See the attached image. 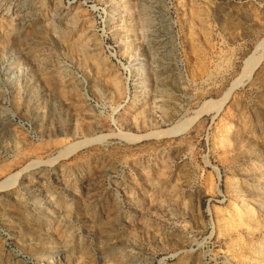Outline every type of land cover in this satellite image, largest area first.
Here are the masks:
<instances>
[{
    "label": "rangeland",
    "instance_id": "1",
    "mask_svg": "<svg viewBox=\"0 0 264 264\" xmlns=\"http://www.w3.org/2000/svg\"><path fill=\"white\" fill-rule=\"evenodd\" d=\"M264 0H0V264H264Z\"/></svg>",
    "mask_w": 264,
    "mask_h": 264
},
{
    "label": "bare ground",
    "instance_id": "2",
    "mask_svg": "<svg viewBox=\"0 0 264 264\" xmlns=\"http://www.w3.org/2000/svg\"><path fill=\"white\" fill-rule=\"evenodd\" d=\"M263 57H264V55L259 54L258 56L254 57L253 59L248 61L247 65H246V69H245L243 75L241 76V79L244 80V79L249 78Z\"/></svg>",
    "mask_w": 264,
    "mask_h": 264
}]
</instances>
